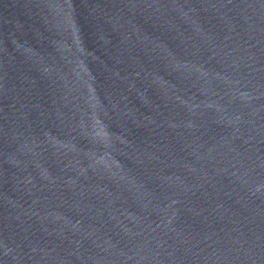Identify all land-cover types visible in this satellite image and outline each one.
<instances>
[{"label": "water", "instance_id": "95a60500", "mask_svg": "<svg viewBox=\"0 0 264 264\" xmlns=\"http://www.w3.org/2000/svg\"><path fill=\"white\" fill-rule=\"evenodd\" d=\"M0 264H264V0H0Z\"/></svg>", "mask_w": 264, "mask_h": 264}]
</instances>
